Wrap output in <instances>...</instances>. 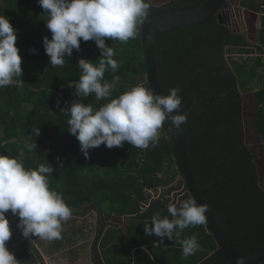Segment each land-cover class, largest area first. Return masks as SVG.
<instances>
[{"label": "trees", "instance_id": "obj_1", "mask_svg": "<svg viewBox=\"0 0 264 264\" xmlns=\"http://www.w3.org/2000/svg\"><path fill=\"white\" fill-rule=\"evenodd\" d=\"M200 1L173 0L166 7L187 8ZM243 5L251 8L253 4L250 0L245 4L243 0ZM255 10L259 12L260 5ZM0 15L7 17L17 30L16 47L22 61V76L15 79L24 82L22 87L13 83L0 88V155L19 159L26 169H36L41 164L51 165L55 170L47 174L49 187L62 194L71 211L96 203L102 208V204L109 201L110 211L138 216L148 202L144 190L168 185L175 178L174 171L170 175L164 173L163 161L173 157L181 171L177 150L165 135L167 122L161 127L163 134L154 147L150 144L147 149H139L124 142L122 147L109 149L101 144L88 150L86 159L80 152L79 142L67 130L70 116L63 109L73 103H81L98 110L139 84V77L145 73L140 26L136 38L127 43L114 39L105 41L106 46L114 50L113 58L119 68L116 72L107 69L103 79L112 82L113 77L118 76L119 81L110 97L98 100L94 94L87 97L78 95L74 87L68 86L70 82L79 80V59L98 65L100 50L94 41L81 40L80 50L74 49L70 57L65 56L62 67H52L43 46L44 37L51 39L46 27L48 15L37 0H2ZM261 16L258 44L255 46H250L241 35L232 34L230 29L219 27L211 19L194 26L175 27L162 34L154 44L163 94L167 96L170 89L178 88L182 105L188 99L198 106H190L182 112L187 122L179 130L200 190L214 184V169L226 157V162L218 169V185L205 193L203 199L228 244L245 255L264 249V190L260 186L264 176L251 162L254 155L243 145L239 114L242 93L250 87L247 78L257 73L258 67L263 73L258 75L260 87L255 96L260 102L258 127L264 144V58L253 67L247 64L254 60L249 56L253 52L264 56V14ZM226 47H237L240 53L239 60L231 61L232 69L223 60ZM34 142L36 149L29 151L25 148V144ZM21 150L24 152L22 157L19 155ZM188 199L190 196L183 194L176 207ZM115 202L116 206L124 205L115 208ZM146 210L145 214L151 218L165 213L172 218L161 200H150ZM7 213L11 214L10 211ZM183 232L197 233L199 248L195 254L184 258L182 247L175 246L168 250L170 253L167 255L169 245L153 243L156 248L165 249L158 252V264H196L215 248L214 239L203 225L190 226ZM103 247L101 244V249ZM131 249L127 250L126 264L132 263ZM114 259L119 263L112 253L109 260ZM140 264H146L145 260L141 259ZM211 264L229 262L219 258ZM254 264H264V260Z\"/></svg>", "mask_w": 264, "mask_h": 264}, {"label": "clouds", "instance_id": "obj_2", "mask_svg": "<svg viewBox=\"0 0 264 264\" xmlns=\"http://www.w3.org/2000/svg\"><path fill=\"white\" fill-rule=\"evenodd\" d=\"M48 15L46 27L51 39L43 38V46L52 67L63 66L65 56L80 50V42L94 41L100 50L97 64L81 58L77 62L81 72L78 81L70 82L77 94L87 97L94 94L99 99L111 96L114 85L119 81H104L107 69L116 72L118 62L113 58L114 50L106 46L108 39L127 43L135 39L138 27L145 23L150 9V0H37ZM17 30L7 17L0 15V88L15 83L22 87L24 82L15 79L22 76L21 57L16 47ZM33 52L35 49L32 50ZM103 81V83H102ZM178 88L169 90L167 96L154 94L150 87L136 85L94 110L91 105L73 103L63 109L70 116L68 132L80 145V152L88 158V150L101 144L111 149L122 147L124 142L139 149H147L159 143L158 131L167 120L179 130L187 122L179 111L183 103ZM39 135V129L36 130ZM32 151L37 145L25 144ZM19 155H24L23 150ZM51 165L41 164L36 169H26L17 158L0 155V264H18L13 253L6 247L11 237L9 221L5 213L11 212L19 218L17 227L21 234L38 237L45 241L61 238L62 222L72 215L62 194L50 189L47 174L54 172ZM208 206L198 204L190 198L179 208L168 207L172 217L154 215L144 227L145 236L155 235L160 243L166 237L172 241L179 238L185 229L206 224ZM182 256L194 255L199 248L197 237L191 235L179 240Z\"/></svg>", "mask_w": 264, "mask_h": 264}, {"label": "water", "instance_id": "obj_3", "mask_svg": "<svg viewBox=\"0 0 264 264\" xmlns=\"http://www.w3.org/2000/svg\"><path fill=\"white\" fill-rule=\"evenodd\" d=\"M233 1L202 0L199 3L187 8H167L165 4L158 0L154 3L150 2L148 18L144 24L140 25L139 40L145 66V73L142 77H139L140 82L138 85L150 87L154 94L165 96L162 92L157 74L154 53L155 42L159 40V37L162 34L175 27L194 26L206 21L207 19H211L215 24H218L219 27L221 24L225 25V27L229 25V27L233 29V32H237L239 29L234 26L233 22L236 21V24L238 22L237 20H240L241 24H243L244 15L246 14L245 11L247 10L241 6L233 4ZM224 4H227L229 10V19L226 16L225 19L222 18L224 17ZM217 20H219L220 23H218ZM229 66L231 67V65ZM242 96L244 97V94H242ZM190 106L198 107L195 102L187 99L179 111L185 112ZM165 122L168 124V127L164 128L165 135L171 142L172 146L176 148L181 165V171L179 174L181 177L182 186L180 189H177L173 192L174 199L177 201L181 195L186 193L190 196V198L195 199L198 204L207 205L203 199V195L218 185V169L226 162V157L223 159L222 163L218 164L214 169V184L206 189L200 190L195 183L185 141L182 138L180 130H176L175 127L171 125L170 120ZM244 134L245 139H252V137L249 136L246 131ZM249 152H259L260 158L264 159V144L260 131H258V135L255 136V142H252V147L249 148ZM260 186L264 190L262 184H260ZM94 205H96L97 210L102 218V223L101 228L94 239L92 248L97 263L105 264L99 248L102 235L109 226H107L106 216H104L101 207L97 203ZM205 216L206 224L204 227L214 239L215 248L205 257L200 259L196 264H211L219 258H224L227 262H229V264H254L264 260V249L251 255H245L240 253L232 245L228 244L225 236L215 222L209 208L208 211H206ZM27 245L37 264H47L33 241H29ZM140 259H144L146 264H155L153 257L142 246H137L133 250L132 264H139Z\"/></svg>", "mask_w": 264, "mask_h": 264}, {"label": "crops", "instance_id": "obj_4", "mask_svg": "<svg viewBox=\"0 0 264 264\" xmlns=\"http://www.w3.org/2000/svg\"><path fill=\"white\" fill-rule=\"evenodd\" d=\"M257 42H258V40H256L255 44H258ZM172 173H173V171H172ZM179 173H180V171H179ZM179 173L178 174L176 173L175 178L173 179V181L170 184L157 186V188H160V190H161V192H160L158 197H156V195L151 196V194L149 192H147V190H150V189H145L144 190L145 195L148 198V202L146 204H144V207L141 209L139 214L148 212V210H146V208L148 207L150 200L158 199V200H161L163 202H164L163 199L168 200V201H165L167 209H168V207L170 205H175L176 206L177 201L179 200L180 197L176 201L174 199V196H173L174 195L173 192L175 190L171 189V188H172V186L174 184H177V183L180 184V187L182 186L181 177H180ZM151 190L155 191L157 189H151ZM87 205H89V204H87ZM93 209L97 212L96 217H95V220H97V222L95 223L94 238L93 239L91 238L93 240V242H94V239H95L99 229L101 228L100 226H101V223H102V219H101V216H100V214H99V212L97 210V207L94 204H93ZM101 210L103 211V205H102ZM71 212H72L71 217L66 222H62V225L65 226L66 228H62L61 238L57 239V240H53L54 243L58 244V246H54V247L51 248L50 245H49L50 241H45V240H42V239H40L38 237H34V236H29L28 238H25L21 234L20 228H18L19 231H20V235H19L20 238L18 240H14L13 237H10V239L6 242V247L13 246V250H14V249H16L18 247V245L23 244V243L26 242L25 246H27L26 248H28V245H27L28 242L29 241H33V243L37 246V248L41 252L42 257L44 258V260L46 261L47 264H81V262L79 260V250L80 249H77V248H78L79 244L83 245L84 243H86L88 238H89V236L79 240V234H80L81 231H83V229L81 228L82 225L81 224H77V223L73 224V220L72 219L81 220L80 218L83 219L84 217H79V216H87L88 213L83 215L82 212H79V210H76V209H74ZM76 214H78V215H76ZM103 214H104V216H106V223H107V226H109L106 229V231L104 232V234L102 235V238L100 240V248H99L100 252L101 251H103V252L105 251L104 253L106 255V261L104 260V258L102 256L105 264H119V263H117V260H115V259L114 260H109L110 257L112 256V253L114 254V256L116 255V257L118 258L120 254L126 252L124 254V256L127 257L128 248H132L131 252H130L131 255H132L133 254V250L137 246L138 247L142 246L153 257L155 264H158L160 262V257L158 255H159V253H162L163 250H165V249L157 248V249L153 250L150 247V242L147 240V238L143 239L141 243H137V242H135V240L120 239V237H119L120 235L115 236L116 232L117 233H121L120 232L121 229L124 228L126 225H128V223H126V221H128L126 217L136 216L135 214L119 215V214H117L114 211H105V212L103 211ZM5 215H6V218L8 219V221H11L12 223L16 220V218H18L17 216L12 215L10 213H5ZM164 217H168L169 219H172L166 213L163 216H161L160 218H164ZM98 220H99V222H98ZM100 221H101V223H100ZM147 221H148V223H150L151 222V217L148 218ZM97 225H99V228L97 227ZM203 227H204V225H203ZM204 229H205V227H204ZM88 231H90V230H87V232ZM130 233H131V231H129V234ZM186 233H188L190 236L193 235V234H190L189 232H186ZM11 234H13L12 231H11ZM130 236H134V233L129 235V237ZM152 236H153L154 241H159L160 240V238L156 237L154 234ZM114 237H115V239H114ZM68 239H70L71 241L69 242L68 246H64V242L66 240H68ZM46 242L48 243L49 248L48 247L42 248V243L46 244ZM93 242H91V243L86 245V247H88V249H91V250H89V252L91 253L92 260L89 261V264H98L96 259H95L94 251H93V248H92ZM160 243L164 244V245H168L167 241H166V237ZM101 244L104 246L103 249H101ZM173 248L174 247L170 246V248L168 250L171 251ZM48 253H53V258L52 259L47 258L48 257ZM169 253L170 252H167V255ZM154 254H155V256H154ZM30 255L31 254L28 252V258L30 257ZM101 255H102V253H101ZM24 258L28 259L27 258V254H22V256H19L18 258H16V260L17 261H21ZM82 264H84V263H82ZM139 264H140V261H139Z\"/></svg>", "mask_w": 264, "mask_h": 264}, {"label": "rangeland", "instance_id": "obj_5", "mask_svg": "<svg viewBox=\"0 0 264 264\" xmlns=\"http://www.w3.org/2000/svg\"><path fill=\"white\" fill-rule=\"evenodd\" d=\"M159 1L162 2V3L166 2V0H159ZM247 2H248V0H245V4H247ZM1 3H2V0H0V4ZM250 3L253 4L251 8L246 7L245 5H243V0H234L233 1V4L241 6L244 9L247 10V11H245L246 14L244 15V23L241 24L240 20H237L238 22L236 24H234V25H235V27L237 29H239V30H237V32L242 34L243 36H245V39L248 41L249 45L250 46L251 45L255 46V43H256V40H257L258 31L260 29V21H261V17H262L261 15L264 14V8H262V7H264V5L261 6L262 3L264 4V0H250ZM259 5H260V11L258 13H255V12H257L255 10V8L259 7ZM230 6H231V4H230ZM253 6H255V7H253ZM260 12H262L263 14L260 13ZM242 27H244V28H242ZM255 51H257V48H256ZM253 53H255V52H253ZM253 53L249 55L250 57H254V60H251V61L247 62L249 67H253L254 64H256L258 61H262L263 58H264V56H260V55L253 54ZM239 54L240 53L238 52V48L237 47H233V48H227L226 47L224 49L223 60L225 61L226 66L228 68L230 67L229 65H231L230 64L231 61L239 60ZM243 56L244 55L242 54V57ZM229 69H232V67H230ZM255 72H257V73L253 74L250 78H247L248 81H250V87L247 90V92H243L242 93V94H244V97H246V98H248L247 96H251L252 94L254 95L257 92V90L259 89V87H260V84H259L260 77L258 75L262 74L263 70L257 67ZM235 75L237 76V73H235ZM142 76H140V77H142ZM236 78H237L238 81L240 80L238 78V76ZM246 98L244 99V101H246L248 103L249 101H247ZM256 126H257V129H258L259 128L258 127V120H257V125ZM162 134H163V131L160 129L159 137ZM251 137H253V136H251ZM163 170H164V173L166 172L167 175H170L169 173H171L172 171H175L177 174L179 173V169L177 168V164H176L175 159L173 157L168 158V159L166 158L163 161ZM261 184L264 187V178H263ZM171 189H174V190L180 189V184L179 183L174 184ZM156 200H158V199H156ZM163 200H164V202L168 201V200H165V199H163ZM109 204H111L109 201H105L102 204L104 212L105 211H110L109 209L111 207L109 208ZM113 205H115V208H119V207H121L124 204H121V206H116L117 202H115ZM86 209H88L87 211H85V212L88 213L87 216H79V217H84L83 219L82 218H80L81 220L72 219L73 220V224L77 223V224H81L82 225L81 228L83 229V231H81L80 234H79V240L89 236L87 242L84 243L83 245L79 244L78 248H77V249H80L79 250V260H80L81 264L82 263L89 264V261L92 260L91 253L89 252V250H91V249H88V247H86V245L91 243V242H93L92 239L94 238L95 223L97 222V220H95L97 212L93 209V205H87ZM76 215H78V214H76ZM126 218L128 220V221H126V223H128V225H126L124 228L121 229V231H120L121 233H117L116 232L115 236L120 235L119 236L120 239L135 240V242H137V243H141L143 239L147 238V240L150 242V247L153 250L157 249L154 246V244H153L152 235L145 236V233H144V227H145V225L149 224L147 220L150 217L146 216L145 213H141V214H138V216L137 215L136 216H129V217H126ZM18 221H19V218H16V220L13 223L11 221H9L10 230L13 232V234H11V237H13L14 240H18L20 238V236H19L20 235V231H19V229L17 227ZM98 222H99V220H98ZM97 227L99 228V225H97ZM62 228H66V227L62 225ZM87 230H90V231L87 232ZM129 231H131L130 234H129ZM132 233H134V236H130L129 237V235H131ZM194 235L196 236L197 233H194ZM189 236L190 235L188 233L181 232L179 238L182 240V239L187 238ZM114 239H115V237H114ZM180 239H177V237H175V239H173L172 241L168 240L167 244L169 246H171V247L181 246V244L179 243ZM70 241H71L70 239L66 240L64 242V246H68ZM159 244L160 245H164V244H161V243H159ZM49 245H50L51 248L54 247V246H58V244L54 243V241H50ZM45 247L49 248L47 242H46V244L42 243V248H45ZM166 252H168V249L166 250ZM101 253H102V256H103L104 260H106L105 253L103 251H101ZM154 256H155V254H154ZM47 258L52 259L53 258V253H48V257ZM117 259H118L119 264H126V262H127V258L123 255V253L120 254Z\"/></svg>", "mask_w": 264, "mask_h": 264}, {"label": "flooded vegetation", "instance_id": "obj_6", "mask_svg": "<svg viewBox=\"0 0 264 264\" xmlns=\"http://www.w3.org/2000/svg\"><path fill=\"white\" fill-rule=\"evenodd\" d=\"M156 1L157 0H150V2H153V3ZM172 1L173 0H166V2H164L163 4H165V6H167ZM223 8H224V17H222V18L225 19V16H226L229 19V10H228L227 4H224ZM217 22L220 23L219 20H217ZM235 22L236 21H234L233 24H235ZM220 26L225 27V25H223V24H221ZM226 28L230 29L232 34H234V35H241L244 38V40L246 42H248L245 39V36H243L240 33L233 32L232 31L233 29H231L229 27V25L226 26ZM247 97L248 98L242 96L241 109H240L239 114H240V118H241L242 129H243V145L246 147L247 152H249V148L252 147V142H255V136L258 135L259 128L257 129L256 125H257V120H259V116H260V114H259L260 102L258 101L255 94L254 95L252 94L251 96H247ZM245 98L247 99V101H249L248 103L246 101H244ZM245 131L248 133L249 136H253L252 139H249V138L245 139V134H244ZM256 144H258V143H256ZM249 153L254 155L253 158H251V162L254 163L256 170L261 174V176H264V159L260 158L259 152H256V153L249 152ZM255 159H256V161H255ZM87 210L88 209H86L84 207L82 209H79V212H82L83 214H85V213H87V212H85ZM100 223H101V221H100ZM25 245H26V242L18 245V247L14 250H13V246H10L7 248L11 253L14 254L15 258L22 256V254H27V258H28V252L31 254L28 259L24 258L21 261H18V264H37L32 253L30 252V250L28 248H26L27 246H25Z\"/></svg>", "mask_w": 264, "mask_h": 264}, {"label": "built area", "instance_id": "obj_7", "mask_svg": "<svg viewBox=\"0 0 264 264\" xmlns=\"http://www.w3.org/2000/svg\"><path fill=\"white\" fill-rule=\"evenodd\" d=\"M159 134H160V130L158 131V135ZM141 155H142V153H141ZM141 155H140V157H141ZM147 192H149L151 194V196L156 195V197H158L160 192H161V190H160V188H157V190H155V191L150 189V190H147Z\"/></svg>", "mask_w": 264, "mask_h": 264}]
</instances>
